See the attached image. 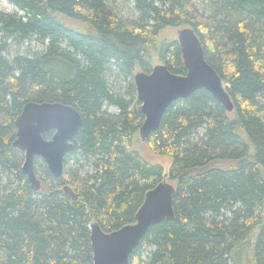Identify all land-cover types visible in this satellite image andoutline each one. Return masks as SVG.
I'll return each mask as SVG.
<instances>
[{
	"label": "trees",
	"instance_id": "obj_1",
	"mask_svg": "<svg viewBox=\"0 0 264 264\" xmlns=\"http://www.w3.org/2000/svg\"><path fill=\"white\" fill-rule=\"evenodd\" d=\"M8 1L22 15L0 12V264H92L90 224L110 232L134 222L164 179L175 187L174 216L148 229L127 264H264V0H131L133 24L106 0ZM183 26L202 43L233 110L200 88L174 101L141 141L133 75L158 63L184 75L178 42L162 35ZM32 37L46 43L42 52L6 55L11 42ZM113 71L128 80L130 99L109 83ZM28 101L82 116L61 178L35 158L38 191L13 146ZM139 140L171 159L167 170L142 156ZM70 159L89 168L84 178L66 177Z\"/></svg>",
	"mask_w": 264,
	"mask_h": 264
},
{
	"label": "water",
	"instance_id": "obj_2",
	"mask_svg": "<svg viewBox=\"0 0 264 264\" xmlns=\"http://www.w3.org/2000/svg\"><path fill=\"white\" fill-rule=\"evenodd\" d=\"M176 41L180 47L184 75L171 73L165 64L152 66L150 72L137 71L133 82L144 121L139 128L142 141L160 124L162 115L176 100L185 99L195 90L204 88L227 111L233 103L216 70L206 61L203 45L191 27L177 30ZM16 138L13 146L24 153L21 170L33 191H38L41 182L34 168L35 158H40L54 178L63 176V161L73 149V138L82 124L81 114L72 106L60 102H34L24 104L15 119ZM52 132L49 139L43 134ZM62 190L72 199L76 193L65 184ZM175 187L163 180L145 193L132 223L105 232L90 224L92 264H127L130 254L139 245L148 229L163 220H171Z\"/></svg>",
	"mask_w": 264,
	"mask_h": 264
},
{
	"label": "rangeland",
	"instance_id": "obj_3",
	"mask_svg": "<svg viewBox=\"0 0 264 264\" xmlns=\"http://www.w3.org/2000/svg\"><path fill=\"white\" fill-rule=\"evenodd\" d=\"M107 6L121 19V21L125 24H133L135 21H137V12L134 8V3L131 0H106ZM204 15L209 14V10L206 8H201L200 10ZM0 12L9 13V14H17L22 15L21 11L16 9L8 0H0ZM179 28H168L164 30L162 35L168 38H175L177 30ZM46 43H42L41 41H38L36 38L32 37L31 39L16 45L12 42L10 43L9 49L6 52V55L12 59L16 55H25V56H33L35 53L42 52L45 49ZM155 65V64H154ZM153 65V66H154ZM109 83L113 86L115 90L120 92V94L125 96V98L128 100L130 99V96L126 93L128 88V80L122 81L120 78H118L116 72H112L108 76ZM108 110L111 112H116V108L113 106H107ZM142 141V140H141ZM140 140L135 144L137 149H139L142 156H144L147 160L151 162H159L163 165V167L167 170L171 159L167 157L162 156H156L149 152L147 146L142 143ZM36 163H34L35 170H38L39 172L43 170L42 162H40L39 159H36ZM80 166V163H76L74 159H70L68 161V165L66 164V177L68 179L75 178H84L85 171H89V168H86L84 170L78 169ZM169 183L168 180L164 179Z\"/></svg>",
	"mask_w": 264,
	"mask_h": 264
}]
</instances>
